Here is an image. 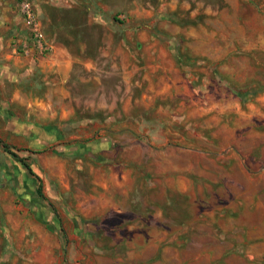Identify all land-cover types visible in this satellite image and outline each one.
<instances>
[{"label":"crops","instance_id":"crops-1","mask_svg":"<svg viewBox=\"0 0 264 264\" xmlns=\"http://www.w3.org/2000/svg\"><path fill=\"white\" fill-rule=\"evenodd\" d=\"M19 1L0 0V264H264V13L245 0H29L52 45L40 56L14 49L28 38ZM156 103L186 118L189 143L94 142L91 201L63 208L64 237L61 150L84 149L68 133ZM64 246L87 250L53 253Z\"/></svg>","mask_w":264,"mask_h":264},{"label":"rangeland","instance_id":"rangeland-1","mask_svg":"<svg viewBox=\"0 0 264 264\" xmlns=\"http://www.w3.org/2000/svg\"><path fill=\"white\" fill-rule=\"evenodd\" d=\"M245 1V3L252 4L256 9L264 13V0ZM169 104H172L173 106L175 105V103ZM156 106L158 107V103L148 109H134L132 111L134 116L131 119L121 118L116 119L115 122L111 123L107 122V120L105 121L104 118L101 119L100 122L95 119L96 121L93 124H88V127L83 128L84 132L82 134L68 133L69 142L72 140H76L77 143L82 142L84 149L78 150L76 148H70L68 150H61L66 156V162L63 169L65 177H68L69 180L67 182L69 191L63 195V202L66 204H59L58 202H55V207H52V209L56 213L55 215L59 217V225L64 237H72L73 233L69 216L66 215V217H64L62 215V213L65 214L63 208L68 207L71 208L70 210L75 212L76 205H86L91 201V182L88 178L83 177H93V173L97 169L96 161L87 156L88 154L91 156L93 155L94 157L96 156V154H94V150L92 149V144L94 142L98 139H101L102 141L105 139L107 141H137L149 144L154 148L161 149V151H164L166 154L174 151L173 147H175V145H179V143H189L188 135L184 126L187 125L186 118H173L168 113L159 111ZM173 115L177 114L174 113ZM155 157L159 158L158 154L155 155ZM43 188L45 187L42 185L41 189L44 193ZM84 208L88 209L90 206H84ZM68 212L69 211H67V214H69ZM81 215L84 219H89V221H91L89 217L90 214H88L87 217L83 214ZM112 222L113 218L110 217L109 219L104 220L99 232L93 231L95 233H99L96 236L101 239L98 244V248L101 250L107 248L108 243L104 234L109 231L108 224H111ZM86 229L88 232L92 233V229L90 227ZM21 248L23 249V247ZM74 249L78 252H86L87 247H53V253L69 254L72 253ZM29 253H31V251Z\"/></svg>","mask_w":264,"mask_h":264},{"label":"built area","instance_id":"built-area-1","mask_svg":"<svg viewBox=\"0 0 264 264\" xmlns=\"http://www.w3.org/2000/svg\"><path fill=\"white\" fill-rule=\"evenodd\" d=\"M18 12L22 22L27 28L26 43L21 46V49L14 47L16 52L23 54L40 56L48 53L52 49L51 43L46 39L45 33L42 29L40 16L36 11L34 5L29 0H20L18 4Z\"/></svg>","mask_w":264,"mask_h":264},{"label":"trees","instance_id":"trees-1","mask_svg":"<svg viewBox=\"0 0 264 264\" xmlns=\"http://www.w3.org/2000/svg\"><path fill=\"white\" fill-rule=\"evenodd\" d=\"M38 194L40 195L41 193H40V188L38 189Z\"/></svg>","mask_w":264,"mask_h":264}]
</instances>
